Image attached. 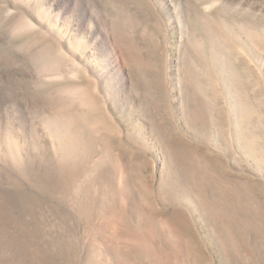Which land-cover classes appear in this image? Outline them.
<instances>
[{
    "label": "rangeland",
    "instance_id": "374dc122",
    "mask_svg": "<svg viewBox=\"0 0 264 264\" xmlns=\"http://www.w3.org/2000/svg\"><path fill=\"white\" fill-rule=\"evenodd\" d=\"M0 264H264V0H0Z\"/></svg>",
    "mask_w": 264,
    "mask_h": 264
}]
</instances>
